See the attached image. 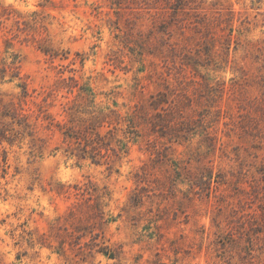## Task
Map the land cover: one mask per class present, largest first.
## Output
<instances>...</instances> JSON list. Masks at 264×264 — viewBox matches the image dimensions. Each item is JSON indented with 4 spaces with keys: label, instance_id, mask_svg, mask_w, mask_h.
<instances>
[{
    "label": "rangeland",
    "instance_id": "1",
    "mask_svg": "<svg viewBox=\"0 0 264 264\" xmlns=\"http://www.w3.org/2000/svg\"><path fill=\"white\" fill-rule=\"evenodd\" d=\"M0 21V264H264V0Z\"/></svg>",
    "mask_w": 264,
    "mask_h": 264
},
{
    "label": "trees",
    "instance_id": "2",
    "mask_svg": "<svg viewBox=\"0 0 264 264\" xmlns=\"http://www.w3.org/2000/svg\"><path fill=\"white\" fill-rule=\"evenodd\" d=\"M47 1L50 2V0H47ZM4 10H7V9H4ZM1 16H5V14L2 13ZM2 18H5V17H2ZM7 18H8V17H7ZM7 18H5V19H7ZM19 21H20V19H18V20L16 21V23H20ZM1 22H2V21H0V23H1ZM14 69H16V68H14ZM14 69L11 68V70H10L11 73H13V70H14ZM14 78H18V75H16V74L13 73L12 76H11V80H10V81H12ZM24 92L26 93V91H24ZM25 96H26V94H25Z\"/></svg>",
    "mask_w": 264,
    "mask_h": 264
}]
</instances>
